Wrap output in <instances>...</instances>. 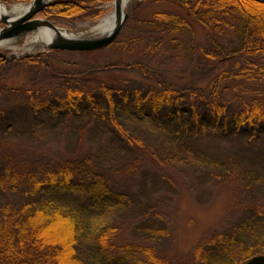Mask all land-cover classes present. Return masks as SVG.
Listing matches in <instances>:
<instances>
[{
    "label": "rangeland",
    "instance_id": "374dc122",
    "mask_svg": "<svg viewBox=\"0 0 264 264\" xmlns=\"http://www.w3.org/2000/svg\"><path fill=\"white\" fill-rule=\"evenodd\" d=\"M30 1L2 3L10 8ZM112 2L102 6L96 19L46 18L67 34L97 37L94 27L113 11ZM125 10L129 18L117 40L101 50L49 51L34 43L37 32L0 46V223L19 211L26 174L89 159L132 198L115 214V253L127 248V258L144 256L142 249L148 248L161 264H211L204 257L219 239L244 218L264 214V189L249 177L260 153L257 145H249L244 136L202 139L200 148L217 155L212 164L201 167L193 159L171 158L168 146L147 123L120 118L145 144L141 152L122 142L103 115L105 109L98 117L69 114L64 90L93 91L101 99L95 76L105 71L115 98L134 89L156 93L170 87L197 107L205 105L201 98L217 93L218 105L236 111L255 98L263 104L264 78L256 72L264 56L254 52V42L238 51L233 15L205 27L165 0H132ZM158 12L175 13L191 27L170 33L149 26ZM36 17L45 18L39 13ZM27 56L41 63L25 64ZM247 68L250 74L240 76ZM90 261L99 264L98 259Z\"/></svg>",
    "mask_w": 264,
    "mask_h": 264
},
{
    "label": "trees",
    "instance_id": "16d2710c",
    "mask_svg": "<svg viewBox=\"0 0 264 264\" xmlns=\"http://www.w3.org/2000/svg\"><path fill=\"white\" fill-rule=\"evenodd\" d=\"M0 1L11 4L30 0ZM110 1L52 0L39 16L96 19L103 12L102 6ZM165 1L176 4L191 22L196 20L205 27H209L210 22L223 21V16L233 15L237 23L234 32L240 44L238 51L254 42V52L264 56L263 3L254 0ZM152 16L147 24L165 32L191 27L189 20L175 13L158 12ZM24 61L31 65L41 63L30 56ZM0 62H4L3 57ZM242 72L240 76L250 74L248 68ZM222 74L225 72L219 73L218 81ZM256 74L264 78V65ZM95 77L100 80L98 91L104 99L97 98L93 91L66 88L64 106L69 114L78 117L87 112L98 117L99 111L105 109L103 115L108 116V124L122 142L141 152L146 150L145 144L124 127L120 118L147 123L168 146L171 158L193 159L201 167L212 164L217 155L200 148L202 139L248 137L249 145H257L260 152L254 168L249 170V177L255 187L259 184L260 190L264 189V102L255 98L244 103L241 109L229 111L216 103L217 93H212L208 100L201 98L204 106L197 107L193 102L185 103L180 91L170 87L156 93L134 89L124 97L115 98L105 82L108 73L102 71ZM110 143H113L112 138ZM2 181L0 178V187ZM23 181L24 200L19 211L6 215L0 223V264H90V257L98 259L99 264H161L148 248L142 249L144 256L134 254L129 258L127 248L121 249L120 254L113 251L111 239L118 231L114 226L115 214L128 207L132 198L116 188L110 177L103 175L89 159L32 171ZM219 241L220 244L204 257L208 263L241 264L264 253V214L258 212L256 217L244 218L231 234ZM238 256L240 259L235 262Z\"/></svg>",
    "mask_w": 264,
    "mask_h": 264
},
{
    "label": "water",
    "instance_id": "95a60500",
    "mask_svg": "<svg viewBox=\"0 0 264 264\" xmlns=\"http://www.w3.org/2000/svg\"><path fill=\"white\" fill-rule=\"evenodd\" d=\"M254 1L264 4V0ZM49 2L50 0H31L26 3L27 8L23 14L16 15L13 12L1 14L0 24L3 27H0V46L4 42H15L36 32L39 35L47 29L54 33L46 45L47 49L68 52L97 51L111 45V43L117 40L116 38L121 33L123 25L129 18L128 12L125 10L124 0H113L112 5L114 9L112 14L114 23L108 33L100 34L97 37H74L56 26L52 20L36 17ZM0 4L5 6L2 1H0ZM0 57H4L3 54L0 53ZM242 264H264V254L252 256Z\"/></svg>",
    "mask_w": 264,
    "mask_h": 264
},
{
    "label": "bare ground",
    "instance_id": "6f19581e",
    "mask_svg": "<svg viewBox=\"0 0 264 264\" xmlns=\"http://www.w3.org/2000/svg\"><path fill=\"white\" fill-rule=\"evenodd\" d=\"M132 0H124V6L131 4ZM27 8V4H14L12 7L8 8L6 5L0 4V15L3 13H14L16 15L23 14L24 10ZM114 23V17L112 12L105 16L101 21H99V24L94 27V29L97 31L96 35L100 36V34H106L110 31V27ZM53 31L45 30L41 32L38 36H36L34 43H42L43 45H47L50 38L53 36ZM74 37H84V36H76L72 35Z\"/></svg>",
    "mask_w": 264,
    "mask_h": 264
}]
</instances>
